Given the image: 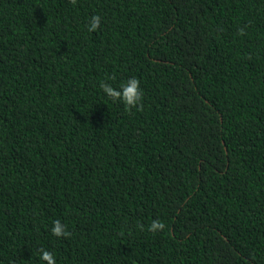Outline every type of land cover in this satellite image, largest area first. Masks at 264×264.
<instances>
[{
  "label": "trees",
  "instance_id": "1",
  "mask_svg": "<svg viewBox=\"0 0 264 264\" xmlns=\"http://www.w3.org/2000/svg\"><path fill=\"white\" fill-rule=\"evenodd\" d=\"M40 249L264 264V0H0V264Z\"/></svg>",
  "mask_w": 264,
  "mask_h": 264
},
{
  "label": "clouds",
  "instance_id": "2",
  "mask_svg": "<svg viewBox=\"0 0 264 264\" xmlns=\"http://www.w3.org/2000/svg\"><path fill=\"white\" fill-rule=\"evenodd\" d=\"M70 3L73 5L76 4V0H70ZM101 23V18L99 15H93L89 22V31H95L99 28ZM240 34H243V29H240ZM114 79V78H113ZM140 81L136 77L130 78L126 83L120 85L119 89L113 88L111 85L107 83H101L100 87L103 92L113 101H121L126 111H131L133 108L137 110L142 109V97L143 91L139 87ZM143 225H140V228L143 230ZM165 228V224L162 221L154 220L148 226V231L155 233L157 231L163 230ZM51 232L56 237H68L71 235L70 232L67 231L65 225H63L60 221H54ZM40 259L45 261L46 264H56L55 257L52 252L46 249H40Z\"/></svg>",
  "mask_w": 264,
  "mask_h": 264
}]
</instances>
